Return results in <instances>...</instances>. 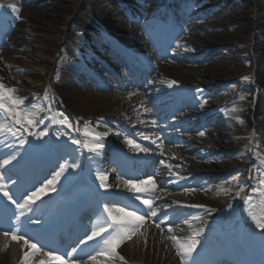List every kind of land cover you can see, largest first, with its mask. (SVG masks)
I'll return each instance as SVG.
<instances>
[{
  "label": "bare ground",
  "instance_id": "bare-ground-1",
  "mask_svg": "<svg viewBox=\"0 0 264 264\" xmlns=\"http://www.w3.org/2000/svg\"><path fill=\"white\" fill-rule=\"evenodd\" d=\"M4 1L5 0L0 1V6H3L0 7V10L4 8ZM79 1L80 0H77L75 3H69L65 0L18 1L17 7L20 9L19 18L15 15V19H12L10 24L11 26L14 24V31L19 36L17 38H8L4 44L0 41V83H3L8 88H17L20 93L19 97L23 98V103L26 106L29 101L33 99V95L28 96L27 94L32 90L41 89L40 87L43 84H48L50 74H54L58 80V85H56L54 89L55 96L63 98L64 105H66V108L70 113H73L72 117L74 119L78 116L86 117V119L81 120L82 129H84L85 126H88L97 133L105 132L106 127L99 122L94 123L95 121H89L87 118L97 117L102 122H128L129 120H134L132 117L137 114H131V110H133L132 108L142 107L143 105H155L161 107L163 110L173 111L175 106L179 107L182 103H191L194 108L193 110L188 111V114L192 117L191 122L199 121V123L202 122L203 124L222 123H219V129L217 131L218 135L233 138L235 143L227 141L223 143L224 145H218L214 144L213 141H203L200 144L199 148L207 146L206 148L208 151L205 152L203 149H200L197 153H200L199 157L201 160H194V163L189 164L188 167L181 166V170L186 174L185 181L188 180L189 183L193 179V181L202 189L187 191L193 197V202L178 203L179 207L173 210V214L175 215V219L179 220L181 224L187 225V230L184 231V236L180 238L181 240L192 236L197 230H202L201 238H198L201 243L197 247L196 252L192 254L190 264H211L219 260L227 264H232L235 262V255L232 254L233 242L238 238V232L234 231L235 218L230 213H222L218 211L216 212L219 215V217L217 216L219 219L218 225L216 226L213 223V225L206 229V224L210 223L212 219L215 218V212H210V209L213 207H232V209H238L237 213H239V217L244 215V222H249L251 226L256 228L254 222L248 215L250 205H241V209L238 207L239 202L242 199L241 194L245 192H240V188L242 186L245 188V183L251 182L252 179L254 186L259 185L261 173L264 172V160L257 158L255 167H259V171L253 168V172L250 174L247 170L244 174V178L241 174H238V172L223 175L220 178H215L216 176H208L206 172H208L210 167H214V162L220 164H217V166L220 167L219 172L226 173L230 170L236 171L235 168L237 167L238 162L233 163L234 158L223 160L221 155L214 154L216 149H219V151L222 150L224 154L228 155L229 153L231 154L234 149L241 148V150H236V158L238 159L239 156H249L250 154H253L255 157V149H253V147L258 148L264 146V94L261 93L260 87L258 86L260 83L264 84V75H262V77L258 76L260 73L262 74L264 72V51L256 52L252 50V47L258 43L253 36V31L261 30L260 26L264 23L263 19H259L258 17L261 13L260 11L264 9V2L256 0V5L254 4L255 6H253L250 11H243L242 13H239L242 2L253 3L252 0H221V3H223L222 6H220V0H212L210 3H207L209 5L202 8L199 7L200 1L205 0H184V2L182 1L178 3L173 34L176 36L178 34L182 35L179 45L182 46L180 52L183 51V53L176 54L175 52L174 55L176 54V56L181 59H187L198 63V68L194 71H198V77H203L204 79L191 77L190 74H186L184 71L177 69L171 73L170 79L167 80L164 74L157 70V73L154 76L159 80L157 86L160 88H156L159 89V91L164 90L161 87H163L168 81L187 84L185 95L170 103L171 105H168L163 102L161 96H151L152 94L148 91L144 93V96L142 93H138L139 95H137L139 96V99L135 98L136 100L132 99L130 102H127L125 94L123 95L121 92L117 94L113 93L117 90V85L107 84L108 89L112 90V92H110L111 94L102 93L98 92L93 87L87 89L88 86L85 82L83 83V81L77 77L79 61L82 60L83 63H85L86 50H88V48L81 43V40L89 31L93 30L90 25H87L85 20H81L82 17H85L87 20L90 17L93 19L95 18L100 23L101 32L95 33L93 38L103 39L108 36L114 37L115 33L118 31L109 28L114 24H107L106 21L103 20L105 15L111 17L116 15L115 21H118L122 18V11L131 13L134 6L139 7L141 13L145 14L149 10L153 11L151 6L155 5L154 2H149L148 5H145L144 2H142L143 0H125L123 2V10H121L120 6L115 3H111L112 6L108 8L102 6L100 0H88L86 2L88 7L87 11H82L76 9L77 6H79ZM44 3L56 4L59 7V10L56 11L53 19L54 23L49 27L53 32L58 33V36L52 37L43 35V39L41 40L39 37H36L35 41H41L43 51L49 53V56L44 57L40 54L38 58H35L36 56L30 52L32 43H28L25 38L21 37V35L27 33V29L36 32V34H40L38 33L39 29H49L47 26L42 25L44 22L43 16L36 9L37 5ZM193 7H198V9H196L194 13H191L195 9ZM74 10L79 13L80 18L74 17L73 20H69L67 13L70 15ZM229 12L237 14L233 15L231 20L244 19L242 33L237 35L239 37H235L232 40V32L228 29L220 28L224 23V18L229 16ZM160 17L162 16L159 15L157 19L158 27L162 24ZM207 17H210L212 22L217 24L218 28L216 30L204 29L203 32L208 31V34L204 37L194 35L192 29H190L191 26L201 24V22H204ZM246 22H248V28L245 30ZM60 23H63V27L61 28L57 26ZM71 23L75 26L74 30H71ZM116 26L120 25L116 24ZM253 26L257 27V29H254ZM158 27L152 29L150 26L149 31L146 33H142L139 30L130 35L122 33V38L125 42L124 46H132L129 50L130 52L138 51L136 46L137 40L132 44H129L127 39H133L131 36L135 37L140 35L143 37L158 32L161 35H164V29L160 31ZM168 29L169 27L166 26L165 30ZM75 32H79V37L75 36ZM229 37V42H232L233 44L228 48V52L234 51L232 54H228V52L225 51L222 52L221 45L225 44L228 47ZM140 42V45L142 46L140 50L144 51L143 60L148 57L150 59L149 55L153 53L150 52L148 46L144 43V39ZM68 48L71 49V53L67 51ZM238 49L239 51L236 52ZM247 54H252L254 62L260 61L261 64L253 63L248 75L246 77H240L248 68L247 58L244 57ZM153 62L154 63L151 64V67H147L148 71L156 69L155 63H161L159 56L157 60ZM234 76H239V78H236L237 80L233 82L229 81L228 83H225ZM107 80V78H104V82ZM196 82H203L204 84L212 83L215 85V88L212 91L197 87L195 89H190L189 85ZM82 83L85 88L81 87ZM253 87H255V89H253ZM90 88H92V90H90ZM153 90H155V88L150 89V91ZM21 94L25 96H21ZM194 94L198 97H203L202 103H204V105L200 106L199 100L193 98ZM14 95L18 97L16 92ZM209 95L212 96L209 97ZM186 96L188 98H186ZM239 96H242L243 98L242 107L245 109L242 111L244 113L249 112V119H252V124L247 126L244 132L234 129V120L230 118V113L228 112H225L222 115L223 118L215 117V114L213 113L209 115V112L216 111L214 109V106L216 105L227 106L220 107L221 111L226 108L232 109L231 100ZM249 97H252V99ZM254 97H259V100L257 101L258 105L256 106L253 101ZM248 98L250 100L246 101ZM31 105L41 104L40 102L35 101ZM252 112L257 113L259 117L257 119L255 117L254 119L251 114ZM143 113L146 112L142 111V114ZM138 123V126H143L144 128L151 130L147 135H153V126L141 121ZM130 124L131 123H129V125ZM156 128H159V125L156 126ZM32 129H34V127L30 128L29 131ZM214 132L216 131H211V133ZM25 133L28 134V132ZM256 134H260L258 139L254 138ZM23 138H27V136L23 135ZM170 138L177 141L179 137L174 136ZM220 141L224 140L220 139ZM54 147V145H46L44 146V148H46L44 151L50 154H55L56 151L54 150ZM190 148H196V146L194 145ZM211 148L213 149L211 150ZM11 153H17L18 156L12 163L5 165L4 168L0 169V173H3L7 182L14 178L18 179V172L21 171L25 163H27L26 170L30 166V158L36 155L34 148L29 152H26L24 147L21 146L19 141L14 137L0 134V156ZM212 155L215 156L212 157ZM225 162L227 164L224 166L223 164ZM166 165L168 164L165 163L162 167H166ZM81 169L80 172L82 171ZM240 171L244 172L245 169ZM201 172L203 173L201 174ZM65 175L68 174L65 173ZM250 175L253 177L252 179H249ZM233 176H238V180L234 181L232 179ZM164 177L169 180H176L170 175H165ZM119 183L121 184L120 181L107 184V188L113 189L115 185ZM19 186L20 183L18 184V182L11 185L14 194H16ZM55 186L58 185L56 184ZM92 186L93 189L90 194H92L94 189H105L100 187L99 182H93ZM122 186H125V183H123ZM153 191L156 196V201H162L161 195L158 196L155 190ZM250 191L247 192L246 196L250 195ZM238 192L239 196L237 195ZM219 197L225 199V202L220 203ZM256 197V199L251 201L252 210L255 214L260 215L261 213H264V204L261 203L264 196L258 194ZM177 198H179V194ZM59 199L60 196L52 198L53 202H57ZM243 202H245V198ZM193 205H203V207H193ZM230 205L231 207H229ZM109 206L117 207L114 205ZM31 208H33V205ZM166 210L169 211V207H167ZM196 210L200 212L195 213ZM240 221H242V219ZM216 228L222 229L219 231L221 235L230 234V238L226 239L224 236H220L218 231H216ZM37 233V230L30 232L31 235H36ZM126 241L130 244L123 249V252L131 261H138L144 264H180V257L176 255V248L170 237H165L162 233L157 234L153 229H150L148 232L141 235L140 240L137 239V234L135 233L130 240ZM250 241L253 248L259 250L264 256V232H262L261 236L252 235ZM247 245L248 243H245L243 251H249ZM15 250L16 248L13 246L10 249L6 247L2 239V233H0V264H12V258L16 255ZM144 256L147 258H143Z\"/></svg>",
  "mask_w": 264,
  "mask_h": 264
},
{
  "label": "snow or ice",
  "instance_id": "snow-or-ice-1",
  "mask_svg": "<svg viewBox=\"0 0 264 264\" xmlns=\"http://www.w3.org/2000/svg\"><path fill=\"white\" fill-rule=\"evenodd\" d=\"M9 7L11 8L12 12L16 14L17 18H19L20 9L14 5H9ZM175 83V81H170L169 86H172ZM16 91L17 90L15 88H8L3 83H0V134L10 135L16 139H19L20 145L23 146L25 139L21 137H23L24 132H28V135L37 136L47 135V132L42 131L40 133H34L29 131L30 128L37 126L38 110H34L36 108L35 105L25 106L23 103V98L14 95ZM45 99H47V94H45ZM232 111H236V109L233 108ZM52 123H59L67 127L72 126L66 117L59 119L54 116L52 117ZM77 130L79 131V129ZM82 134L86 138L85 141L82 142L80 140L73 139L72 143L82 144L83 148L93 152L104 147L102 143H99L104 134L97 133L88 126L84 127ZM200 135L202 136L204 133L201 132ZM143 138L148 139L146 136ZM89 141H91V143ZM127 143L139 151H149L148 148L141 147L131 139H128ZM14 159H16L14 155L11 156L10 159H4L3 162L0 163V169L4 168L5 165L10 164ZM160 163L165 164V161L161 160ZM166 166L171 169V165ZM76 167L77 164L75 162L61 165L60 170L55 173L54 177L47 180V182L44 183L42 187L28 193H22L21 198L23 203H18L17 200L13 198V194H11L7 188L3 173H0V194L6 198L7 202L15 205L19 210V216L17 217V221L19 222V217H24L26 212L31 211V206L33 204L40 200L42 196L47 195L49 190H55L56 183L67 169H74ZM97 178L101 182L100 187L107 189V176L104 173L98 172ZM252 178L253 177L250 175L249 179ZM232 179L234 181L238 180V176H233ZM12 183H15V181H12ZM125 184L135 193H151L156 188V181L151 176H149L146 180H126ZM243 191L244 187L242 186L240 188V192ZM252 191L258 193L260 196H264V172L261 173L259 186L253 187ZM237 195L239 196V192ZM256 198L257 197L250 195L246 196L245 204L250 205L248 215L254 222L255 227L264 232V213L257 215L252 210L251 201ZM131 199L134 201H140L141 204L144 205V209L132 207L127 204L120 207H110L105 204L103 212L106 213L107 216L103 218V225L101 226L99 221L97 224H94L89 230L90 234H86V240H81L80 243L85 244L86 241H93L94 238L100 237L99 240L95 241L98 245L97 256H104L109 259L117 257V249L126 240H130L132 236L139 231L146 219L157 217L159 211L158 208L153 206L151 199L142 198L140 195H135L134 197H131ZM261 203L264 204V199L261 200ZM130 207H132V210H129ZM193 207H203V205H193ZM229 207H231V205ZM108 221H110V223H108ZM29 222L40 223L39 220H31V218H29ZM162 223L165 222L157 217L155 227L160 228ZM109 229H111V231H109ZM201 231L202 230H197L192 236L186 237L182 240L176 235L170 236V239L173 241V244L176 248V255L180 257V264H190V261L192 260V254L196 252L197 247L201 243L200 239H198V237L201 235ZM168 232H172L171 226L168 227ZM102 233L106 235L102 236ZM3 235H10L13 241H23V244L29 249V251L24 252L21 264H32L33 257L37 254H40L41 252H43V255L48 259L47 261L41 260L39 264H78L77 258L73 255L77 251L76 248H73L71 252L59 255L55 254V249H48L47 251H44V245L40 244L38 246L39 241L32 242V238L27 236V233L23 232L18 226L10 225L8 229L3 231ZM101 244L102 247L100 246ZM119 258L123 260V257ZM88 259L93 261V264H95L96 256L89 255Z\"/></svg>",
  "mask_w": 264,
  "mask_h": 264
},
{
  "label": "rangeland",
  "instance_id": "rangeland-1",
  "mask_svg": "<svg viewBox=\"0 0 264 264\" xmlns=\"http://www.w3.org/2000/svg\"><path fill=\"white\" fill-rule=\"evenodd\" d=\"M65 1H67V2H69V3H75L77 0H65ZM88 0H80L79 1V6H77V8L76 9H80V10H82V11H87V9H88V7H87V4H86V2H87ZM101 1H103V0H101ZM166 1H168V0H166ZM170 1H172V0H170ZM209 0H206L205 2H208ZM240 1V0H239ZM241 1H243V0H241ZM253 1V3H249V2H242V4H241V9H240V12L239 13H242L243 11L244 12H248V11H250L252 8H253V6H255L256 4H255V2H256V0H252ZM261 2H264V0H260ZM169 3V1L167 2V4ZM255 4V5H254ZM37 10L41 13V15L43 16V20H44V22L42 23V25H44V26H47L48 28L52 25V23H54L53 22V19H54V17H55V14H56V11L57 10H59V7L56 5V4H46V3H44V4H40L39 6H38V8H37ZM256 10H258V9H256ZM229 11V10H228ZM261 13L258 15V17H259V19L260 18H262L263 19V22H264V9L263 10H261L260 11ZM238 13V14H239ZM67 15L70 17V19H72L73 20V18L74 17H78V18H80V15H79V13L76 11V10H74V12H71L70 13V15H69V13H67ZM233 15H237L236 13H232V12H229V16L227 17V18H225L226 20V22L223 24V26H222V28H226V29H228V30H230L232 33H233V35H231V40L233 39V38H235V37H239V36H237V34H241L242 33V26H243V24H244V19H242V21H239L238 19H236V20H231L232 19V16ZM68 17V18H69ZM145 19V18H144ZM206 25H211V23L210 22H207L206 23ZM58 27H60V26H62V25H57ZM246 28H248V22H246V24H245V30H246ZM253 28L255 29H257V27H255V26H253ZM260 28H261V30H257V31H253V36L255 37V39L257 40V42L258 43H256L253 47H252V50L253 51H256V52H263L264 51V23L260 26ZM71 30H74V25H73V23H71ZM127 30H128V32H131L132 31V29L131 28H127ZM200 30H197L196 32H199ZM27 33L28 34H24V36H25V39L28 41V43H32V47H31V49H30V51L35 55V56H40V54H42V56H44V57H46V56H49V53H46V52H44L43 51V45L41 44V41L39 42V41H35V38L36 37H39V39L41 40V39H43V35H45V36H53V37H55V36H57V34H56V32H53L50 28L49 29H39L38 30V33H40V34H38V36L36 35V33H34V32H32L31 30H27ZM27 35V36H26ZM11 37H13V35H11ZM228 40H230V37H229V39ZM228 46L230 47L233 43L232 42H229L228 41ZM222 46V45H221ZM223 48L225 47V45H223L222 46ZM228 52V48H224V49H222V52ZM239 51V49L238 50H236V52H238ZM234 51H232V52H228V54H232ZM103 55V54H102ZM244 57H246L247 58V63H248V68L241 74V76L240 77H246L247 75H248V73H249V71L251 70V66H252V64L253 63H256V64H261V62L260 61H258V62H254V60H253V58H252V54H247L246 56H244ZM38 58V57H37ZM100 58H101V56L98 58V59H95V62L94 63H96V62H98L99 60H100ZM192 74H194V75H197L198 73H196V72H193ZM229 74V73H228ZM43 75V74H42ZM262 75H264V72L261 74H259L258 76L259 77H262ZM236 78H239V76H234V77H232L231 79H230V81L231 80H233V81H235L236 80ZM52 80L54 81V82H56L57 81V79H55L53 76H51V74H50V87H52ZM85 80L89 83V85L90 86H96L97 85V83H96V81L93 79V77H92V75H91V73H90V70L89 69H87V76L85 77ZM255 85V84H254ZM206 86H210V85H206ZM259 87H260V90H261V93H263L264 94V84L263 83H260L259 85H258ZM253 89H255V87H253ZM252 89V90H253ZM251 90V91H252ZM52 98V100H53V102H54V97L52 96L51 97ZM249 98H251V97H249ZM247 99L246 101H249L250 99ZM254 99H256L255 101H254V104H255V106L256 105H258L257 104V101L259 100V97H255ZM243 98H237V99H235V100H233V102L232 103H234L235 105H236V111L234 112V113H232L230 116L233 118V120H234V124H233V127H234V129H237V130H239L240 132H244L245 130H246V128H247V126H250L251 124H252V119L250 118L249 119V116H248V113L249 112H243L242 110H244L243 108H240V105L243 103ZM55 109V107L53 106L52 107V111ZM57 110H59V112H61L63 115H64V118H65V112H64V110L61 108V107H57ZM51 111V110H50ZM219 113V112H218ZM57 114V113H56ZM56 114L55 113H53L52 115H50V117H51V119H52V117H54V116H56ZM245 114H247V115H245ZM252 114V116L254 117V119H255V117H256V119L259 117L258 116V114L257 113H255V112H252L251 113ZM237 116H239L240 117V119L239 120H237ZM244 116V117H243ZM68 122L70 123V121L68 120ZM71 124V123H70ZM207 126H202V125H200V128H199V131H201V132H203L204 133V135H202V138H203V141H205V142H207L208 141V139H211V138H214V139H216V141H217V143L216 144H218V145H224L223 143H225V142H227V141H229L230 143H235V140L233 139V138H229L228 136H219L218 135V133L217 132H214L213 133V135L211 134V131L213 130H210V132L209 131H206V128ZM71 129H72V126H71ZM228 129H230V128H228ZM264 130V129H263ZM198 131V132H199ZM184 132H187V130L186 131H184ZM198 132H196V133H198ZM214 135L216 136V137H214ZM189 137V139H192V135H190V136H188ZM220 139H222V140H224V141H220ZM262 148V150H264V146H262V147H258V149H261ZM222 155H223V159H230L231 157H233L234 159H233V163H236V162H238V163H241V164H245L246 162L247 163H250L252 160H250V158H246V157H241V158H239V159H236L234 156H233V154H229V155H226V154H224V153H222ZM262 157L264 158V153H262ZM240 161V162H239ZM177 164H179V163H177ZM227 163L225 162L223 165L225 166ZM251 165V164H250ZM213 168V167H212ZM55 170V167H53V165L51 166H49V169H48V172H49V174H51V173H53V172H55L54 171ZM215 170V171H214ZM217 170V171H216ZM210 171V174L212 175V173H213V171L216 173V172H219V169H217V165H216V167H214L212 170H209ZM220 173V172H219ZM252 193H253V191H252Z\"/></svg>",
  "mask_w": 264,
  "mask_h": 264
}]
</instances>
